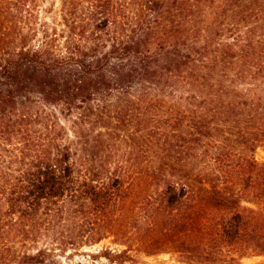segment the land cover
Wrapping results in <instances>:
<instances>
[{
  "label": "trees",
  "instance_id": "1",
  "mask_svg": "<svg viewBox=\"0 0 264 264\" xmlns=\"http://www.w3.org/2000/svg\"><path fill=\"white\" fill-rule=\"evenodd\" d=\"M263 144L264 0H0V264L264 258Z\"/></svg>",
  "mask_w": 264,
  "mask_h": 264
},
{
  "label": "rangeland",
  "instance_id": "2",
  "mask_svg": "<svg viewBox=\"0 0 264 264\" xmlns=\"http://www.w3.org/2000/svg\"><path fill=\"white\" fill-rule=\"evenodd\" d=\"M254 157L259 163L264 164V144L256 147ZM105 248L117 250L121 249L122 246L114 243L112 237H107L91 246H85L77 250L69 249L66 252L58 251L56 252V259L58 264H115L107 261L103 256H99V251ZM135 256L138 261L136 264H181L177 261L176 256L170 253H161L153 256H144L139 253ZM263 259V256H251L243 258L242 262L254 264Z\"/></svg>",
  "mask_w": 264,
  "mask_h": 264
}]
</instances>
